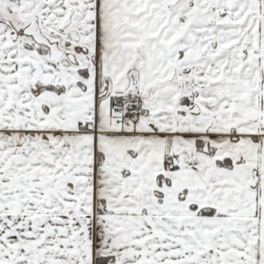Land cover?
I'll return each instance as SVG.
<instances>
[{
  "label": "snow or ice",
  "instance_id": "obj_1",
  "mask_svg": "<svg viewBox=\"0 0 264 264\" xmlns=\"http://www.w3.org/2000/svg\"><path fill=\"white\" fill-rule=\"evenodd\" d=\"M0 264H264V0H0Z\"/></svg>",
  "mask_w": 264,
  "mask_h": 264
}]
</instances>
